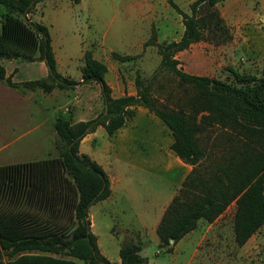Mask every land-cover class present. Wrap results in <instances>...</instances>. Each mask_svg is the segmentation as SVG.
I'll use <instances>...</instances> for the list:
<instances>
[{
  "label": "trees",
  "instance_id": "1",
  "mask_svg": "<svg viewBox=\"0 0 264 264\" xmlns=\"http://www.w3.org/2000/svg\"><path fill=\"white\" fill-rule=\"evenodd\" d=\"M38 1L0 0L5 8L0 60L38 59L45 63L47 76L19 84L0 62V80L43 92L96 82L106 111L77 122L59 112L53 120L56 155L0 165V264H80L78 260L81 264H116L100 253L88 218L89 206L110 194L109 181L99 164L79 154L78 145L99 124L112 134L129 116L132 105H143L157 115L173 134L171 148L193 166L157 225L159 248L171 251L174 243L196 227L198 219L211 222L232 202L234 239L243 245L264 224V67L259 79L235 73L243 83L235 86L184 72L174 57L203 39L206 32L225 31L216 8L223 0H194L189 13L167 0L181 15L180 37L157 43L152 35L143 42V48L157 47L161 68L196 88L197 93L186 102L187 112L157 109L150 84L138 72L134 75L136 94L112 98L104 79L106 65L91 50L83 53L80 81L63 76L56 68L48 28L25 18ZM111 56L119 61L137 57L115 51ZM139 251L136 242H122L119 264H147Z\"/></svg>",
  "mask_w": 264,
  "mask_h": 264
},
{
  "label": "rangeland",
  "instance_id": "2",
  "mask_svg": "<svg viewBox=\"0 0 264 264\" xmlns=\"http://www.w3.org/2000/svg\"><path fill=\"white\" fill-rule=\"evenodd\" d=\"M173 1L189 13V5L194 0ZM216 8L225 31L206 32L203 39L176 52L174 57L178 60L177 67L190 74L206 75L235 86L243 84L235 73L261 78L263 67L255 65L253 60L256 58L255 44L259 46L257 44L261 38L258 31L264 30V0H223L216 4ZM4 13L5 8L0 5V23ZM25 18L48 28L60 73L67 72L71 77H77L85 50L113 60L111 52L107 51L109 47L119 54H136L137 57L132 60L121 61L125 64L121 65V71L131 73L133 77L138 72L143 82L150 84L152 101L157 109L188 111L186 102L197 93L196 88L181 82L174 73L160 67V55L155 45H147L142 49L139 46L140 40L144 42L152 35L157 43L180 37L183 31L181 15L167 0H40ZM243 30H246L247 35ZM0 62L12 71L10 74L19 84L43 78L38 59L3 58ZM19 88L27 89L23 86ZM55 92L49 102L39 96L38 110L36 108L31 116L23 117L22 126L14 132L15 135L21 134L16 144L22 147L23 161L57 154L56 134L50 130L53 115L64 112L73 121L69 102L76 98V94L69 88H55ZM31 139H37V145L33 146ZM229 216L227 213L222 219ZM252 235L244 243L245 253L239 252L234 257L220 260L224 259L229 264H264V224ZM117 244L100 241L101 248L108 252L110 259L116 257ZM226 244L228 249L236 246L232 240ZM158 251L154 242L146 243L144 255L148 264H167L170 255H155ZM203 260L206 258L197 256L193 264H206ZM78 262L82 263L81 260Z\"/></svg>",
  "mask_w": 264,
  "mask_h": 264
},
{
  "label": "crops",
  "instance_id": "3",
  "mask_svg": "<svg viewBox=\"0 0 264 264\" xmlns=\"http://www.w3.org/2000/svg\"><path fill=\"white\" fill-rule=\"evenodd\" d=\"M245 31L243 30V33ZM258 32L261 38L257 44L259 46L255 44L257 50L253 61L262 68L264 30ZM139 46L143 48V40L139 41ZM107 51L115 50L109 47ZM53 53L58 66L54 50ZM92 55L106 65L104 79L110 88L112 98L136 94L133 75L121 71L124 62L93 52ZM39 63L42 76L45 77L47 67L43 61ZM82 65L83 61L78 67L77 77H71L67 72L61 74L80 81ZM4 67L6 74L15 82L14 75L10 74L12 71H9L6 65ZM56 68L58 70V67ZM69 90L76 94L75 100L73 98L69 102L74 122L86 121L105 113L106 106L102 103L100 86L96 82H81ZM55 93V88L50 92H43L40 89L21 90L0 80V165L24 162L21 155L22 147L16 144L21 134L15 135L14 132L16 128L22 126L23 117L31 116L36 108L38 110L39 96L43 97L45 102H49ZM128 110L129 116L112 134H108L103 125H96L80 139L78 150L79 154H86L99 164L109 181L110 194L88 208L90 230L96 237L100 253L110 262L119 264L118 252L122 242L133 241L139 244V254L146 258L148 264L144 247L147 242H154L159 248L157 225L193 166L182 160L171 148L173 134L157 115L143 105H132ZM58 113L52 117L51 133L55 132L53 120ZM30 142L34 146L38 140L31 139ZM32 160L37 159L25 161ZM234 208L232 202L211 222L203 218L198 219L196 227L174 243L171 251L159 248L155 255L160 253L170 255L167 264H193L197 256L206 258L203 260L206 264H229L220 258L234 257L239 252L245 253L246 244L238 248L235 242ZM227 213L230 216L222 219ZM229 240L236 246L228 249L226 242ZM100 241L118 242L114 259H110L108 252L101 248Z\"/></svg>",
  "mask_w": 264,
  "mask_h": 264
}]
</instances>
